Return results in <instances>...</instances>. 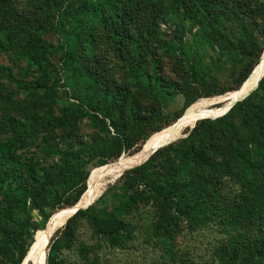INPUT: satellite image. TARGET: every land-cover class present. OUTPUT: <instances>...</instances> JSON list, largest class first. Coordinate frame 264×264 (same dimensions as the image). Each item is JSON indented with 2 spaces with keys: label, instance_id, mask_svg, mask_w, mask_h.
Returning a JSON list of instances; mask_svg holds the SVG:
<instances>
[{
  "label": "trees",
  "instance_id": "obj_1",
  "mask_svg": "<svg viewBox=\"0 0 264 264\" xmlns=\"http://www.w3.org/2000/svg\"><path fill=\"white\" fill-rule=\"evenodd\" d=\"M263 53L264 0H0V56L12 64L0 63V264L27 257L34 209L84 201L97 154L101 166L139 152L199 99L247 84ZM228 67L234 85L222 83ZM177 97L183 113L162 124ZM84 123L96 132L85 137ZM195 125L126 171L108 205L107 192L48 230L46 264H69L62 251L84 219L128 249L145 208L156 264H264V77L225 116ZM204 230L219 235L207 254L179 246Z\"/></svg>",
  "mask_w": 264,
  "mask_h": 264
},
{
  "label": "rangeland",
  "instance_id": "obj_2",
  "mask_svg": "<svg viewBox=\"0 0 264 264\" xmlns=\"http://www.w3.org/2000/svg\"><path fill=\"white\" fill-rule=\"evenodd\" d=\"M25 1V0H22ZM19 2V1H17ZM21 6V4H17ZM165 29H167L171 33L170 28H167L164 26ZM0 63L4 64L8 67H12L11 62H9V59L6 55L0 56ZM264 64V53L262 54V57L260 59V62L258 65L255 67L253 72L251 73L250 80L247 82V84L242 88L241 90H236L233 92H230L226 95H221V96H213L210 98H201L197 102H195L193 105H191L185 113L180 117L183 119L179 120V123L177 124L176 127L177 130L174 133L175 137H173L171 140L179 137L180 139L183 137H186L188 134H186L187 129L192 130L196 125V123L202 118L206 117H218L220 115H223L228 108L230 107L231 103L237 98H243L246 96L248 93H250L259 83L258 79L261 76L260 72L262 70ZM238 70L236 72V75L238 74ZM220 73V72H219ZM218 73V74H219ZM15 74H17L15 72ZM233 74L234 71L230 70L228 67L226 72L222 73V83L223 84H229V85H234V82L232 81L233 79ZM255 74V75H254ZM20 75V74H17ZM235 75V76H236ZM254 75V76H253ZM221 76V74H220ZM263 78V77H262ZM30 80V79H29ZM224 80V81H223ZM255 82V86L253 88H250L249 85L250 83ZM8 86V84H7ZM10 90H13L16 88L15 85L12 83L9 85ZM18 96V95H17ZM23 96L16 97V100H21L22 101ZM184 98L182 97H177V99L174 102H171L165 109H164V114L167 117L168 122H162V124H167L171 122L174 118H176L179 114H181L183 108L185 107L184 105ZM183 113V112H182ZM195 114L196 118L193 121L192 124H189V116ZM179 118V119H180ZM173 123V122H172ZM161 130L160 132L155 133L152 135L146 142L145 140L141 139L138 141L137 145L135 147L139 148L142 146V149L135 153L133 155V150L130 151H125L123 152L122 156H127V157H132L135 155H138L141 153L145 148L148 146L154 144L157 142L164 133L168 132L170 129L175 127V122ZM96 132V129L92 126L89 125V123H84L82 126V133L85 137L93 135ZM134 130L130 132V134H133ZM152 153V152H151ZM151 155V154H150ZM150 155H147L143 157L142 159L138 160L135 164H138L145 159H147ZM121 156V157H122ZM103 158L97 154V157L94 158L93 165H90L88 169V182H87V189H86V194L84 196V199L87 198L91 194L92 187L106 174L109 166L111 163H115L118 160L115 161H110L108 164L101 165L99 166V163L101 162ZM133 165L129 166L122 174L121 176L116 179L114 182L108 184L106 187L105 191L100 195V197L104 194L107 193V196L105 200L102 202V204L108 205L112 201V194H114L117 191V188L119 186L117 185L118 180L125 174L126 171H129L128 169L132 167ZM99 166V167H98ZM142 166V165H141ZM105 167V172L98 178L97 181H94L95 177L97 174L101 171L102 168ZM140 167V166H138ZM137 168V167H136ZM134 169V168H133ZM132 170V169H131ZM126 178V177H125ZM98 197V199L100 198ZM83 199V200H84ZM97 199V200H98ZM82 200V201H83ZM96 200V201H97ZM82 203V202H80ZM101 204V206H102ZM93 206H96V204H93ZM99 206V205H97ZM72 207H63L61 210L58 209L54 212L52 215L51 209H46L45 211H40L37 209H34L31 213V220L35 224V227L39 228V230L45 229L47 226V222H50L51 220L55 219L61 211L65 209H69ZM150 210L149 208L142 209L140 212H138L137 215L134 216V218H131L130 222L134 225L137 235L136 239L131 247L128 249H121V248H113L107 243L99 241L93 234V231L89 225V223L86 221V219L82 220L79 224V230L77 233V238L73 244V247L71 249H65L62 251V255L60 258H64L67 263L69 264H91L94 259L98 258L99 263L95 264H156L157 259L159 258L160 252L156 250L153 246L154 242H149L150 236L152 234V230L150 231V226L153 223V216L151 213L148 211ZM151 211V210H150ZM49 213L51 214L49 216ZM47 216H49L47 218ZM53 218V219H52ZM129 221V219H128ZM65 223H60V224H55L52 225L48 230L52 232L53 237L56 234V231L59 227H64ZM62 227L60 229H62ZM38 230V231H39ZM47 230V231H48ZM47 231L44 233L43 237L41 238L40 244H39V252L40 255L43 259L44 264L47 262V257H48V248L47 245L50 244L52 238L49 240L47 236ZM150 231V232H149ZM37 232L34 234V242L32 246L29 248L27 257L23 261L22 264H34V256H33V246L35 243V235ZM214 238H219V235L217 233H213L212 231H196L193 235L184 232L181 237H179V246L181 248H186L187 246L189 247H194L198 250V252L201 255L207 254L208 249V241H212ZM28 261V262H27ZM27 262V263H26Z\"/></svg>",
  "mask_w": 264,
  "mask_h": 264
},
{
  "label": "bare ground",
  "instance_id": "obj_3",
  "mask_svg": "<svg viewBox=\"0 0 264 264\" xmlns=\"http://www.w3.org/2000/svg\"><path fill=\"white\" fill-rule=\"evenodd\" d=\"M260 74H261V76L259 77L258 81H260L262 79V77L264 76V64H263V67H262V70H261ZM255 84L256 83L252 81V83H250L249 87L253 88V86H255ZM239 99H241V98H239ZM239 99L236 98L233 102H235L236 100H239ZM195 118H196L195 114L190 115L189 116V121H188L189 124H192L193 121L195 120ZM173 128L170 129L168 132L164 133L162 135V137L157 142H155L154 144H152V145L148 146L147 148H145L138 155H135V156H132V157L122 156L117 162L111 163L109 168H108V170H107V172H106V174L92 187L91 194L87 198H85L82 203H80V206L86 207V206L92 204L105 191V189L108 186V184H110V183L114 182L116 179H118L121 176V174L129 166L133 165L134 163H136L138 160L142 159L143 157L152 154L151 152L155 151V149H158L163 144H165L169 140V137H171V135L174 134V133L171 134V131L173 130ZM180 137L181 136H179L177 138H180ZM143 162L144 161H142V162H140V163H138L136 165H139V164H141ZM72 215H74V207L69 208V209H65V210L61 211L59 216H57L55 219H53L50 222H48L47 226L45 227V229L39 230L36 233V235H35V243H34L33 250H32L33 251L32 253H33V256H34V264H44L43 259H42L41 255H40V252H39V244H40L41 238L43 237L44 233L52 225H55V224L57 225V224H60V223H64L65 221L67 222V220ZM61 227H59L57 229V231Z\"/></svg>",
  "mask_w": 264,
  "mask_h": 264
},
{
  "label": "water",
  "instance_id": "obj_4",
  "mask_svg": "<svg viewBox=\"0 0 264 264\" xmlns=\"http://www.w3.org/2000/svg\"><path fill=\"white\" fill-rule=\"evenodd\" d=\"M264 77V76H263ZM250 78V77H249ZM248 78V79H249ZM262 80V79H261ZM260 80V81H261ZM260 81H259V83H260ZM246 83V82H245ZM244 83V84H245ZM259 83L257 84V86H256V88H254L250 93H248L246 96H244L242 99H239V100H236L235 102H233V103H231V105H230V107L228 108V110L223 114V115H220V116H218V117H214V118H210V117H206V118H202V120H205V119H218V118H220V117H223V116H225L238 102H241V101H243L245 98H247L252 92H254L257 88H258V86H259ZM244 84L241 86V88H240V90L244 87ZM181 119H183V117L182 118H180V119H178L176 122V124H175V127L173 128V130L171 131V134H173V133H175L176 132V130H177V128L178 127H176L177 126V124L179 123V120H181ZM173 137H175V134H173V135H171V137H169V140L165 143V144H163L160 148H158V149H155V151H153L152 152V154L147 158V159H145L144 160V162L143 163H141V164H139V165H134L133 167H131L129 170H131V169H133V168H136V167H138V166H141V165H143L144 163H146L151 157H152V155L153 154H155L159 149H161V148H164V147H166V146H168V145H170V144H172V143H174V142H176L177 140H179L180 138H176V139H173V140H171ZM183 138V137H182ZM83 197V196H82ZM82 197H81V199H82ZM100 197V196H99ZM81 199H80V201L75 205V206H73L74 207V215L75 214H77L80 210H86V209H88L90 206H92L96 201H94L92 204H90V205H88V206H86V207H82V206H80V202H81ZM74 215H72V216H74ZM71 216V217H72ZM70 217V218H71ZM69 218V219H70ZM68 219V220H69ZM67 220V221H68ZM67 223V222H66ZM65 223V224H66ZM28 262V261H27ZM26 262V263H27Z\"/></svg>",
  "mask_w": 264,
  "mask_h": 264
}]
</instances>
